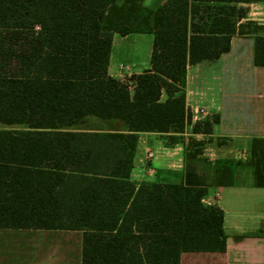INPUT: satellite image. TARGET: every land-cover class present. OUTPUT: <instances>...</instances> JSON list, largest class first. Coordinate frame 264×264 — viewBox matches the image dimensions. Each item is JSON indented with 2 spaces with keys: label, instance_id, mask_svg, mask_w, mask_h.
<instances>
[{
  "label": "trees",
  "instance_id": "16d2710c",
  "mask_svg": "<svg viewBox=\"0 0 264 264\" xmlns=\"http://www.w3.org/2000/svg\"><path fill=\"white\" fill-rule=\"evenodd\" d=\"M139 1L0 0V228L79 231L82 264H181L183 252L226 247L224 212L204 202L191 162L180 182L131 175L140 133L174 141L192 122L188 65L228 53L247 33L245 5L264 0H167L157 26ZM115 32L154 37L150 68L128 82L108 72ZM89 118L124 130L80 128ZM251 154L264 187V139ZM240 164L218 161L217 183L232 185Z\"/></svg>",
  "mask_w": 264,
  "mask_h": 264
},
{
  "label": "crops",
  "instance_id": "0c3cea01",
  "mask_svg": "<svg viewBox=\"0 0 264 264\" xmlns=\"http://www.w3.org/2000/svg\"><path fill=\"white\" fill-rule=\"evenodd\" d=\"M124 1L119 0L118 4ZM166 2L140 0L138 3L154 12L153 22L157 26L160 22L157 10ZM250 15L249 10L241 23L254 20ZM258 35L264 36V30L235 35L230 51L219 59L188 65L186 98L192 122L183 134L176 135L174 141L172 134H139L133 182L137 185L180 182L189 161L208 186L204 202L218 206L225 215V249L183 252L181 264H264V187L256 185L253 169L246 166L252 157L254 139H264V67L254 64ZM153 42L152 34L122 36L115 32L109 75L124 81L120 76L121 66L133 75L150 68ZM216 118L218 122L213 123ZM202 120L212 123L209 134L193 132L194 125ZM103 122L109 128L88 130H124L119 122ZM148 150L157 152L156 159L149 164L145 162ZM220 160L241 163L230 186L216 181ZM82 241L79 231L0 228V264H82Z\"/></svg>",
  "mask_w": 264,
  "mask_h": 264
},
{
  "label": "rangeland",
  "instance_id": "374dc122",
  "mask_svg": "<svg viewBox=\"0 0 264 264\" xmlns=\"http://www.w3.org/2000/svg\"><path fill=\"white\" fill-rule=\"evenodd\" d=\"M248 11L250 10L251 15L249 16L250 19L254 20H245L242 22L244 25L243 31L248 32V31H256V30H264V25H256V23H261L264 24V2L260 4H250L245 6ZM124 75L126 76V79H130L133 74H129L126 69L123 70ZM3 125H0V128H3ZM80 128H85V129H107L109 128V124L106 122H103L101 120H98L96 118H90L88 119L83 125L80 126ZM254 158H250L246 162L247 168L253 169L254 173Z\"/></svg>",
  "mask_w": 264,
  "mask_h": 264
},
{
  "label": "built area",
  "instance_id": "2783aa9c",
  "mask_svg": "<svg viewBox=\"0 0 264 264\" xmlns=\"http://www.w3.org/2000/svg\"><path fill=\"white\" fill-rule=\"evenodd\" d=\"M124 69H126V68L123 67V66L120 67V71H121L120 76L123 78V80H124L125 82H128L129 80L126 79V76H125L124 73H123V70H124ZM187 108H188V106H187ZM188 110L190 111L189 108H188ZM200 113H204V111H203V110H200ZM156 156H157V152H156L155 150H148V151L146 152L145 162L148 163V164H149V163H152V162L156 159Z\"/></svg>",
  "mask_w": 264,
  "mask_h": 264
}]
</instances>
